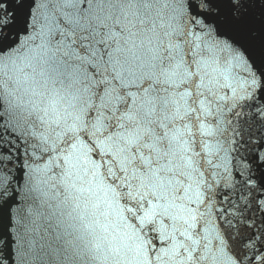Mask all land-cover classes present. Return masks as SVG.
<instances>
[{"label": "snow or ice", "instance_id": "6c2138e0", "mask_svg": "<svg viewBox=\"0 0 264 264\" xmlns=\"http://www.w3.org/2000/svg\"><path fill=\"white\" fill-rule=\"evenodd\" d=\"M0 264H264V0H0Z\"/></svg>", "mask_w": 264, "mask_h": 264}]
</instances>
